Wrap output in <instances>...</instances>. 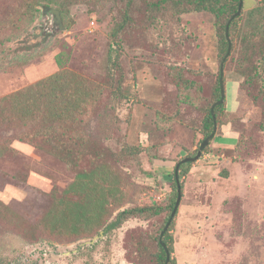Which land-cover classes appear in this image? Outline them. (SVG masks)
Wrapping results in <instances>:
<instances>
[{
    "label": "rangeland",
    "instance_id": "obj_1",
    "mask_svg": "<svg viewBox=\"0 0 264 264\" xmlns=\"http://www.w3.org/2000/svg\"><path fill=\"white\" fill-rule=\"evenodd\" d=\"M258 1L242 0L241 13ZM125 2L0 0V97L59 70L77 74L99 96L83 131L116 152L122 195L113 215L151 204L165 210L131 217L105 235L50 233L43 215L61 195L75 198L64 190L89 159L82 156L72 169L45 148L13 140L15 152L0 158V264H157L155 237L172 196L152 164L173 150L182 148L183 156L172 157L180 160L198 148L222 58L214 18L205 11L149 25L133 5L127 15L135 28L122 29L113 44ZM45 7L58 9L60 21ZM245 46L234 39L223 62L224 100L234 94L235 110L217 112L220 123L228 122L224 133L238 140L202 149L180 179L170 223L175 264H264V56L245 70ZM166 143L173 147L161 152Z\"/></svg>",
    "mask_w": 264,
    "mask_h": 264
},
{
    "label": "trees",
    "instance_id": "obj_2",
    "mask_svg": "<svg viewBox=\"0 0 264 264\" xmlns=\"http://www.w3.org/2000/svg\"><path fill=\"white\" fill-rule=\"evenodd\" d=\"M239 1L127 0L124 8L125 13L116 25L112 41L113 44L117 42V34L128 25L135 28V23L129 20L127 15V12L131 13L133 5L149 25H152L154 18L160 17L168 20L169 18H178L183 13L205 11L214 18L218 37L217 49L222 60L227 51L228 41L231 44L234 39L241 37L245 42L246 54L242 59L241 66L246 70L249 65L253 64V59L256 56L257 58L264 56V0H259L256 6L246 10L244 14L240 11L239 15L232 17L237 10ZM21 9L27 12L28 6L21 7ZM46 12L51 13L48 9ZM227 24L229 40L225 34ZM243 73L247 75L245 71ZM98 97L95 88L91 89L86 81L77 74L65 70H59L0 97V127H2L1 133H3L0 136V158L10 151L15 152L11 143L16 140L30 144L35 148H45L47 152L65 162L72 169L78 167L82 156L89 159V167L78 169L75 172L74 180L64 190L65 193L72 192L75 198L71 199L66 195H61L53 207L47 210L42 217L43 229L59 236H87L100 229L102 235H105L131 217H152L165 210L157 204H151L120 209L113 215L114 207L117 206L122 195L121 175L114 164L116 152L111 148L99 145L96 140L83 131V126L88 121L84 115L95 113ZM219 98L218 76L214 98L206 107L204 130L199 133L202 136L199 144L212 132L213 119L210 108ZM219 109L225 110L224 99L220 105L214 108L217 128L222 125L217 119ZM9 131L10 135H5ZM215 134L219 133L215 132ZM207 146H210V142ZM129 149L131 150V147ZM197 149L192 155L187 156H194ZM132 150L139 152L138 149ZM160 160L164 162L166 158ZM180 160H172L167 170L153 166L155 172H162L171 178L169 194L172 196L166 206L168 213L155 237L158 248L155 253L157 264L165 263L166 252L170 255L167 264H175V260L171 256L174 250L171 225L169 224L161 239H159V235L169 219L177 197L174 169ZM193 163L194 161L180 164L179 181L189 172V166ZM180 186L182 194L183 181H180Z\"/></svg>",
    "mask_w": 264,
    "mask_h": 264
},
{
    "label": "water",
    "instance_id": "obj_3",
    "mask_svg": "<svg viewBox=\"0 0 264 264\" xmlns=\"http://www.w3.org/2000/svg\"><path fill=\"white\" fill-rule=\"evenodd\" d=\"M241 5H242V0L239 1V4H238V7H237V10L236 12L234 13V15L232 17H235L237 15L240 14V11H241ZM47 9L54 15L55 17V20L56 22H59L60 21V14H59V10L58 9H55V8H52V7H47ZM225 34H226V37H227V40H229L228 38V24L226 25V30H225ZM230 42L228 41V46H227V51H226V54L222 60V62L220 63V68H219V88H220V98L215 101L212 105H211V108H210V111H211V115H212V119H213V129H212V132L206 136L205 138H203L199 144V147L197 149V152L194 156L190 157V156H186L184 158H182L180 161H178L175 165V169H174V175H175V178H176V185H177V197H176V200H175V203H174V206H173V209L170 213V216H169V219L167 220V222L165 223V226L163 227V229L161 230L160 232V235H159V239H161L162 235L164 234V232L166 231V229L168 228L173 216L175 215L176 213V210L179 206V203H180V200H181V186H180V181L178 179V171H179V166L181 163H185V162H192V161H195L197 160L200 156H201V151L202 149L208 145V143L212 140V138L214 137V134H215V131H216V121H215V116H214V108L217 106V105H220L222 102H223V99H224V89H223V80H222V73H223V61L225 60V58L228 56L229 52H230ZM99 236V235H98ZM98 236H95L92 240H88V241H85V244H89V243H93L97 238ZM84 244V243H82ZM162 246H164V244L162 243ZM169 258H170V255L168 252H166V259H165V263L164 264H167L168 261H169Z\"/></svg>",
    "mask_w": 264,
    "mask_h": 264
},
{
    "label": "crops",
    "instance_id": "obj_4",
    "mask_svg": "<svg viewBox=\"0 0 264 264\" xmlns=\"http://www.w3.org/2000/svg\"><path fill=\"white\" fill-rule=\"evenodd\" d=\"M235 95L233 94V95H229V97L228 98H226L225 100H224V107H225V112L226 113H232L234 110H235V105H234V102H235ZM227 126H229L228 125V122H226V123H224V124H222L221 126H220V128H221V133H219V134H214V137L212 138V140L210 141V146L211 147H214V148H218V147H230V146H232V145H234L235 143H236V141H237V136L235 135V134H232V135H226L225 133H224V129H225V127H227ZM219 138V139H218ZM217 139H218V141L219 140H227V144H222V143H224V142H218L217 141ZM15 144H20V145H24V144H26V143H22V142H19V141H17ZM28 145V144H27ZM26 145V146H27ZM172 146L173 147V144H171V143H166L165 145H159L158 146V149L162 152L163 150H165L166 148H167V146ZM29 146V145H28ZM185 153H182V148H179L177 151H175V150H173V152L171 153V155H169V157H167V159H166V161H162L161 162V164H155L156 162L155 161H157V159H154V163L152 164L154 167H159L160 169H162V170H167V169H169V167H170V163L172 162V160H173V156L175 157V156H177V157H180V156H183ZM197 164H199V162L197 163ZM199 167V166H198ZM197 167V168H198ZM190 173H194V170L192 169L191 171H190ZM157 179L159 180V181H163L164 183H165V185H167V186H170V183H171V178L168 176V175H166V174H164V173H162V172H159L158 173V175H157Z\"/></svg>",
    "mask_w": 264,
    "mask_h": 264
}]
</instances>
